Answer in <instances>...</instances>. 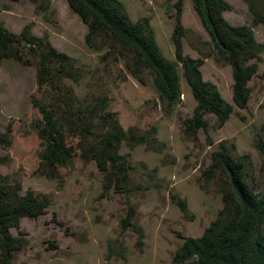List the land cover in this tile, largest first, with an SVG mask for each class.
I'll list each match as a JSON object with an SVG mask.
<instances>
[{"label": "rangeland", "instance_id": "1", "mask_svg": "<svg viewBox=\"0 0 264 264\" xmlns=\"http://www.w3.org/2000/svg\"><path fill=\"white\" fill-rule=\"evenodd\" d=\"M120 1L133 22L149 21L161 51L177 63L181 95L173 104L160 98L148 70L135 77L116 48L90 46L88 28L67 0H0V23L18 35L30 24L34 36L75 58L81 72L76 80L58 81L63 67L45 73L35 46L25 42L17 46V57L0 62V131L10 128L12 139L11 145L0 146V156L6 157L0 173L19 179L24 191L51 199L45 213L23 217L19 230L10 229L28 240L12 264H173L176 251L202 236L224 207L227 179L209 171L212 153L222 147L244 161L247 181L262 190L264 160L257 144L264 142V24L253 22L243 0H227L232 9L224 12L226 20L251 27L260 45L258 57L249 62L257 71L247 82L245 103L238 105L231 66L217 58L192 0ZM179 6L180 52L175 34ZM187 59L232 107L222 125L211 112L195 118L198 101L183 69ZM65 92L73 97L72 109L106 98V109L117 113L125 130L134 126L147 134V141L132 150L126 142L121 145L120 153L130 160L126 181L114 177L107 186L109 162L82 157L79 137L63 118ZM38 102L65 133L70 154L53 175L42 165L47 142L40 135Z\"/></svg>", "mask_w": 264, "mask_h": 264}, {"label": "trees", "instance_id": "2", "mask_svg": "<svg viewBox=\"0 0 264 264\" xmlns=\"http://www.w3.org/2000/svg\"><path fill=\"white\" fill-rule=\"evenodd\" d=\"M243 1L253 15V22L264 24V0ZM192 2L214 45L217 58L231 66L233 99L238 105H243L248 94L247 82L257 71L256 63L249 62L260 52L254 32L247 25H233L226 20L224 12L232 9L227 0ZM67 3L87 26L86 42L90 46L96 49L103 45L116 48L133 76H138L142 70L152 74L163 101L171 105L179 99L181 82L177 63L163 54L148 20L133 22L120 0H67ZM180 18L179 6L175 27L178 52L181 51L184 33ZM97 38L99 45L93 43ZM22 42L35 46L45 73L61 65L63 69L59 71L58 81L79 78L81 72L75 66V58L58 50L48 40L34 36L30 24H26L18 35L0 23V62L17 57V46ZM183 69L198 101L195 118L200 119L204 113L211 112L221 125L225 123L232 107L219 97L218 87L202 78L195 61L183 60ZM62 101L65 103L62 110L64 121L69 131L79 137L82 157L100 164L109 162L107 186L114 177L126 181L130 160L128 154L120 153L121 145L126 142L132 150L147 141V134L140 133L134 126L125 130L117 113L106 109V98L91 107L77 109H72L73 97L69 93L63 94ZM38 109L43 122L40 135L47 142L42 165L48 174L53 175L70 156L66 135L46 105L38 102ZM10 133V128L6 132L0 131V146L12 144ZM257 147L264 160V142H259ZM5 162L6 157L0 156V163ZM245 167L244 161L232 156L225 147L212 153L211 176L221 172L227 179L224 207L202 236L188 239L176 251L173 264H264V185L261 191H256L246 179ZM50 203L48 194L24 191L19 179L0 173V264H12L15 253L28 244L25 233L19 231L14 235L10 229L15 227L19 230L23 217L40 216ZM179 205L185 212V202L180 201Z\"/></svg>", "mask_w": 264, "mask_h": 264}]
</instances>
